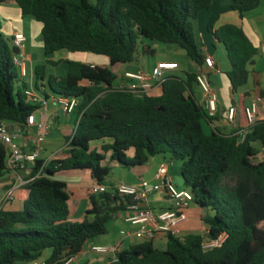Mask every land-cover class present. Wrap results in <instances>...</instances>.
<instances>
[{"label": "trees", "instance_id": "obj_1", "mask_svg": "<svg viewBox=\"0 0 264 264\" xmlns=\"http://www.w3.org/2000/svg\"><path fill=\"white\" fill-rule=\"evenodd\" d=\"M8 1L18 5L22 17L40 23L46 56L92 53L107 56L110 64L66 59V77H47L45 66H36L37 81H46L53 95L79 100L78 121L66 138L65 158H40L28 165L22 207L0 209V264H64L89 239L109 233L108 223L131 199L87 192L89 208L81 221L71 222L68 185L55 177L88 171L95 184H107V154L111 161L132 167L158 155L180 161L184 187L193 193L207 227L205 235L168 234L166 249L142 239L121 249L109 264H264V120L246 128L243 138L238 131L207 129L217 114L210 116L195 96L198 73L168 76L159 96L114 87L118 69L139 54L155 55L157 44L175 45L205 66L193 20L214 0H0V5ZM260 4L232 0L231 8L243 18ZM218 19L210 21L208 31L226 49L230 69L225 74L236 94L248 83L259 49L238 24L215 28ZM13 57L12 40L0 21V124L24 131L40 107L26 96L28 82L20 77ZM35 87L48 96L39 82ZM98 142L101 147H94ZM6 162V147L0 142V181L7 174ZM223 234L227 238L221 246L203 249L205 237Z\"/></svg>", "mask_w": 264, "mask_h": 264}, {"label": "crops", "instance_id": "obj_2", "mask_svg": "<svg viewBox=\"0 0 264 264\" xmlns=\"http://www.w3.org/2000/svg\"><path fill=\"white\" fill-rule=\"evenodd\" d=\"M231 2L232 0H214L213 5L210 8L203 10L199 17L193 20L196 39L201 53L205 57L212 56L214 58L217 67L221 70L220 73H225L230 69V62L225 47L221 43L217 42L215 37L208 31V25L215 16H219V19L215 24V28L227 23L238 24L245 30L252 42L259 49V53L255 57V63L250 66V76L248 83L244 85L236 94H233L231 85L228 86V84H230L228 83L229 80L227 81L224 78L220 79L218 76L219 73L211 74V80L213 82L214 89L219 96V106L217 116L213 121H210L208 124H206V128L209 130L217 129L224 134H230L233 131H238L240 133L245 130L248 126L244 112L245 106H247L250 101L258 95L264 97V0H261V4L258 8L247 12L243 18L240 17L237 11L231 8ZM0 17L4 19V22H2L3 31L7 29L8 36L11 40L16 32H23L27 36V53L29 57L27 68L29 77L26 78V81L28 82V85L31 83L35 85V68L36 66L44 63V57L46 55L42 45L41 34H38V30L35 32L34 30L27 31L28 29L24 25L26 20L31 22L34 19L22 17L18 5L11 1L0 5ZM154 47L156 48L155 55L147 56L139 54L136 60L127 63L118 69L117 78L114 81L115 88H121L123 85L136 83L134 80L126 77L127 73L149 74L152 72L154 66L163 61L178 63V68L174 71L167 72V77H185L187 72L199 73L205 69L204 65L201 66L197 64L191 60L187 54L186 56H181L182 60H179V57L176 56V53H178V51L180 52L181 48L175 45H167V50L174 51L175 55L169 52H162L163 49H161L160 44H157ZM36 48L39 51L38 58H36L35 55ZM69 53L65 57L62 56V58H56V56H53L54 54L46 57H50V59L54 62L57 59H72L92 66H108L110 64V60L107 56H105V58H98L89 54L80 56ZM58 67L61 71L53 73L54 76L66 77L69 72V66L60 63ZM42 86V91L46 92L45 86H47V82L45 81ZM222 86L224 89H226L227 86V91L229 89L231 94L230 97L227 95L226 98L224 94H222ZM194 92L197 99L202 103L204 100V94L202 90L195 86ZM149 94L155 96L161 95V86L155 87L152 91H150ZM47 97L49 98L48 110H39L35 114V117L37 123L43 121L44 123L49 124L50 128L46 130V127L39 128L36 125H28L23 131L20 144L23 146L25 151H31L36 146L35 139L40 134H45L44 140L39 143V147L41 149L40 158L46 160H50L52 158H65L66 138L74 133L78 121V115L76 112L73 114L63 113L59 110V106L55 101L56 96L53 95V97L50 98L48 95ZM233 107L235 108V116L232 121L229 119L228 112L229 109ZM258 119L264 120V105L259 110ZM10 127L12 129L19 128L18 126L11 124ZM101 144L102 142H98L94 143L93 146L100 148ZM130 154L132 155V152H130ZM109 156L110 154H107V159L105 161V164L111 167V173L106 180L108 185H117L120 183L134 184L140 182L142 179H147L151 182H154V175L157 169L161 166H167L168 172L173 178L174 182L179 187L185 188L183 185V180L181 179L180 175H177L178 173H176V170L174 169V166H180L181 168V162H176L175 160L171 159L170 155L168 154L151 157L147 164L134 167L124 166L119 162L111 161ZM29 172V166H27L25 171L19 170L16 174L13 172H7L4 178L0 181V209L3 206L2 201L6 191L13 186L16 187L15 199L6 204L5 207L11 210H19L22 207L24 200V189L23 187H18L15 185L17 181L16 175L23 178L24 180H28ZM55 177L67 183L69 193L71 194L70 207L71 204L74 205V203H72L74 198L75 204H79L80 207L84 206L85 214L86 210L89 208V197L87 192H90L92 186L95 184L90 173L88 171H65L58 173ZM148 205L155 211L169 210L172 208L171 200L169 199L168 195L163 192L154 193L150 197ZM201 214L202 212L197 207V205L192 204L186 210L187 218L179 224V235H205L207 233V227L201 219ZM115 219L116 220H113L114 223L112 237L108 239L96 238L94 240H89L84 246L83 251L79 254L75 264L105 263L106 258L104 259L103 263H101L100 259H98V255H90V250H87V248L91 244L93 246L121 242V249H123L131 245L139 244L143 241L135 235V232L140 228L139 225L126 222L121 214ZM121 233L124 235L123 237H119V234ZM164 237L166 236L162 235L158 238L162 239ZM155 241L156 239L154 240V243ZM110 257H112V255Z\"/></svg>", "mask_w": 264, "mask_h": 264}, {"label": "built area", "instance_id": "obj_3", "mask_svg": "<svg viewBox=\"0 0 264 264\" xmlns=\"http://www.w3.org/2000/svg\"><path fill=\"white\" fill-rule=\"evenodd\" d=\"M13 47L18 49V53L14 52V63L19 69L20 77L26 79L29 77L27 64L29 61L27 53V36L23 32H16L12 38ZM178 68L177 62L163 61L154 66L149 74L127 73L126 77L134 80L136 83L123 85L122 89H127L141 96L149 94L155 87H160L167 78V72L174 71ZM221 70L217 67L212 56L205 57V69L197 74V82L199 88L204 94L203 104L210 116H214L218 112L219 96L214 89L210 79L211 73H220ZM25 94L30 102L40 107L39 110H48L49 98L39 91L32 83L25 89ZM55 101L59 106V110L65 114H73L79 104V100L74 97L56 96ZM264 105V97L258 95L254 97L250 103L245 106L244 112L250 128L259 119L258 114L261 107ZM229 119L233 121L235 116V108H230L228 112ZM28 125H36L39 128H50L49 124L43 121L37 123L35 114L29 116ZM247 133L243 130L239 134L245 137ZM23 136L21 128L12 129L10 124L3 122L0 124V142L6 147L7 151V172L17 173L19 170H26L27 166L40 159L41 149L39 143L44 140L45 134H40L36 139V146L31 151H25L20 141ZM16 186L23 187L30 179L24 180L16 175ZM154 182L147 179H142L138 183L128 184L120 183L117 185L94 184L91 192L99 194L108 192L115 195L129 197L131 203L127 209L122 212V217L126 222L134 225H139L140 228L135 232V235L144 240H155L158 237L168 234L179 235V224L187 218L186 210L194 204V195L188 188L179 187L170 176L167 166H161L157 169L154 175ZM16 187L8 189L2 201V207L15 199ZM157 192H163L168 195L172 202V208L169 210L155 211L148 205L150 197ZM227 234L221 235L219 238L211 239L205 237L202 243L205 251L212 250L221 246ZM122 243L93 245L90 251L102 256H113L117 259V253L121 250ZM79 255L71 257L64 264H75ZM39 264H45L41 262Z\"/></svg>", "mask_w": 264, "mask_h": 264}, {"label": "rangeland", "instance_id": "obj_4", "mask_svg": "<svg viewBox=\"0 0 264 264\" xmlns=\"http://www.w3.org/2000/svg\"><path fill=\"white\" fill-rule=\"evenodd\" d=\"M14 4H15V3H14ZM26 18H32V17H26ZM25 20H26V19H25ZM32 20H33V19H32ZM0 21H1V23H2V22H4V19H2V17H0ZM9 21H10V20H9ZM10 22H11V21H10ZM24 25H25L26 28L28 29L27 31H33V30H34V32H35V31L38 30V34H41V29H40L41 25H40V23H38L36 20H33V21H31V22H30L29 20H26L25 23H24ZM31 25H32L33 27H32ZM39 26H40V27H39ZM4 33L7 35V37H9V36H8L7 29L4 30ZM160 47H161V49H163L162 52H164V53L169 52V53H172V54L175 55L174 51H168V50H167V45H166V44H160ZM176 48H177V47H176ZM68 53H69V52H67V51H59V52L55 53L53 56H56V58H62V56L65 57ZM69 54H70V53H69ZM73 54H77V55H80V56H84V54H85V55H88V54H89V55H92V56H96V57H98V58H105V56H99V55L92 54V53H79V52H77V53H73ZM35 55H36V58L39 57V51L37 50V48L35 49ZM183 55L186 56V52H185L183 49H180V52L178 51V53H176V56L179 57V60H182ZM181 56H182V57H181ZM44 59H45V60H44V63H43L42 65L45 66L46 73H48V74H47V77H49V76H51V75H54L53 73H55V72H57V71H58V72L61 71V70L59 69V67H58V65H59L60 63H63L64 65H67V66H68V63H67L66 60L60 61V59H59V60L57 59V60L55 61L57 64H54V63H52V62H49V60H51L50 57H46V56H45ZM49 73H50V74H49ZM218 76H219L220 79L224 78L225 80L228 81V78H227V76H226V74H225L224 72L219 73ZM35 82H36V83L39 82V87H40L41 89L43 88L41 82H40V81H37V78H35ZM228 83H229V81H228ZM228 83H227V84H228ZM228 86H230V84H228ZM45 89H46V93L49 95V97H50V98L53 97V93L51 92V90H50V88L48 87V85L45 86ZM228 91H229V89H228ZM228 91H227V86H226V89H224L223 86H222V90H221V92H222V94H224V96H225L226 98H227V95H228L229 97L231 96L230 91H229V92H228ZM229 102H230V100H229ZM44 157H45V156H44ZM175 161H176V162H180V161H178V160H175ZM176 166H177V165H176ZM174 169L176 170V173H178L177 175H180L181 179L183 180V178H182V174H181V168H180V166H177V167L174 166ZM177 175H176V176H177ZM183 183H184V181H183ZM183 185H184V184H183ZM72 201H73L72 203H74V205L71 204V207H70L71 212H70V215H69L68 220L71 221V222L81 221V219H82V217H83V215H84V206L80 207L79 204H75L74 198H73ZM113 220H116V219H113ZM113 220H111V221L108 223L109 233H107V234H105V235L98 236V237L91 238V239H89V240H94V239H96V238L108 239V238L112 237V233H113V223H114ZM123 236H124V235H123L122 233L119 234V237H123ZM89 240H88V241H89ZM88 241H87V242H88ZM112 244H115V243H112ZM155 245H156V247H159V248H161V249H166L167 238L164 237V238H162V239H159V238L156 239V241H155ZM91 247H92V244H91L90 246H88L87 250H90ZM90 253H91L90 255H92V254H93L94 256L97 255L96 253H94V252H92V251H90ZM98 256H99L98 259H100L101 263H103L104 259L106 258V261H105L104 264H109L110 262H112V261L114 260V257H113V256H112V257H110V256H102V255H98Z\"/></svg>", "mask_w": 264, "mask_h": 264}, {"label": "water", "instance_id": "obj_5", "mask_svg": "<svg viewBox=\"0 0 264 264\" xmlns=\"http://www.w3.org/2000/svg\"><path fill=\"white\" fill-rule=\"evenodd\" d=\"M13 52L18 53V49L16 47H13Z\"/></svg>", "mask_w": 264, "mask_h": 264}]
</instances>
